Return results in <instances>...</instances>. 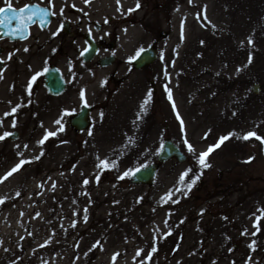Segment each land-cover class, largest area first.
<instances>
[{
  "label": "rangeland",
  "instance_id": "obj_1",
  "mask_svg": "<svg viewBox=\"0 0 264 264\" xmlns=\"http://www.w3.org/2000/svg\"><path fill=\"white\" fill-rule=\"evenodd\" d=\"M145 3L124 49L156 44L158 59L124 84L108 141L68 142L29 97L18 94L15 113L0 105V135L20 133L0 140V175L27 161L0 181V264H264V199L247 195L264 186V141L239 138L264 136V0H175L171 15ZM48 130L57 135L38 144ZM165 139L189 162L165 164L152 187L120 178L155 162Z\"/></svg>",
  "mask_w": 264,
  "mask_h": 264
},
{
  "label": "flooded vegetation",
  "instance_id": "obj_2",
  "mask_svg": "<svg viewBox=\"0 0 264 264\" xmlns=\"http://www.w3.org/2000/svg\"><path fill=\"white\" fill-rule=\"evenodd\" d=\"M150 1L163 13L171 15L174 9L175 0ZM12 3L17 9L28 3H39L51 9L48 0H12ZM136 3L137 0H120L119 4L117 0H89L87 4L84 0H54L56 15L49 16L50 23L44 27L39 22L30 25V31L23 38H12L7 34L8 28L0 26V57H3L0 60V105L12 109L18 94L26 96L31 106L45 112L50 128L59 127L58 133L61 128L64 130V139L68 136L69 141L75 143H90L100 136L108 141L113 125L121 119L114 115L113 104L120 102L124 84L138 72L124 49L127 40L133 37L130 31L145 26L144 16L138 20L145 0H139V8ZM4 6L6 0H0V7ZM162 22L169 27L171 17ZM16 23V20L11 21L13 29ZM86 48L88 51L84 52ZM44 68L49 72L43 73ZM36 73L41 75L32 81ZM30 83L31 93L28 91ZM65 109L75 111L65 113ZM57 120H61V124H57ZM73 120L76 126L71 123ZM77 127L87 128L80 132ZM256 187L253 191L249 189L248 197L264 199V186ZM257 205L264 208V202L258 200ZM260 216L264 218L261 211Z\"/></svg>",
  "mask_w": 264,
  "mask_h": 264
},
{
  "label": "snow or ice",
  "instance_id": "obj_3",
  "mask_svg": "<svg viewBox=\"0 0 264 264\" xmlns=\"http://www.w3.org/2000/svg\"><path fill=\"white\" fill-rule=\"evenodd\" d=\"M84 2L87 4L89 3V0H84ZM49 5H51V9L47 6H41L39 3H28L25 4L23 7L17 9L13 6L12 0H6V6L4 7H0V26H6L8 28V35H10L12 38L15 37H21L23 38L29 31H30V25L35 24L37 22H39L41 27H44L45 24L50 23V20L48 19L50 15H56L55 11H54V0H48ZM117 3H120V0H117ZM73 7H76L75 4L72 5ZM140 4H139V0H137L136 3V8H139ZM122 7H121V11H122ZM133 9H129V11H132ZM61 14H63V8H61ZM12 20H16L17 23L14 26L11 24ZM60 28H63V24L61 23ZM91 31V29L89 30ZM58 33H53V35H56ZM249 42L252 43V38L249 37ZM91 47V45H89V48ZM88 48L84 49V52H87ZM145 50L143 48H140L137 53L136 56L130 57L129 60H135L137 57H139L141 55V53H143ZM82 55L84 54L83 52L81 53ZM11 58V54H9V59ZM3 57H0V60H2ZM251 62V59L249 60V63ZM242 70V69H241ZM49 69L48 68H44L43 69V73H48ZM2 75V74H0ZM41 75V73H36L31 79L32 81H35L37 76ZM165 87L167 88V85H165ZM32 90V85L31 83L28 85V91L29 93H31ZM169 91V99H171V90L168 89ZM83 95V93H82ZM151 99V91H149V93L147 94V97L144 100V105H147L148 101ZM85 103H87V101L85 100ZM173 106L175 107V105L173 104ZM146 110V109H145ZM17 111V109L14 107L11 109L12 113H15ZM65 113H70L75 111L74 109H65L64 110ZM178 114V113H177ZM5 115H8V113H6ZM57 124H61V120H57L56 121ZM181 124H183V121L181 120ZM3 125V119L0 118V126ZM13 127H15V121H13ZM62 130V128H61ZM14 135V133L12 132H8L5 131L3 132L2 135H0V140L5 139V137L8 136H12ZM57 133L53 132L52 130H48L46 132V134L44 135V137L38 141V144L43 145L45 143V141L48 140L49 137H53L56 136ZM231 135H233L232 133L229 134V136H222L220 137V140L218 143L210 145L209 148L200 153L197 156V161L198 164L204 168L210 167V164L207 162V157L209 156V154L215 149L220 147V145L226 140L228 139ZM252 137H256L257 139H260L261 141H264V136H261L258 132L256 131H249L247 133H244L242 136H239V138L242 139H249ZM25 147H27V145H25ZM187 149L189 152H195V148L191 143H187ZM161 150H163V146H161ZM22 155V154H21ZM37 159L39 157H36ZM249 159H252L251 157ZM26 160H21L18 164H16L8 173H6L5 177L0 178V180L7 178V176H10L12 173H14L15 171H17L24 163H26ZM100 164L104 165L105 167H115V162H113L111 165L109 164V162L107 161V159L101 160ZM147 165L144 164H138L136 167H130L127 170H125L122 175H121V179H124L126 177H134L137 173H139L141 171V169L146 168ZM191 171V169H187L185 170L184 173L181 174V176L179 177V184L181 186H184L185 183V177L188 176V173ZM97 179H99L97 177ZM199 179V176H195L194 178L191 179V182L187 184V187L190 188L192 186V184H194L196 182V180ZM85 183H88L87 180L84 181ZM168 196H171L172 193H168L166 194ZM5 198H0V203H3ZM261 213L264 214V208L260 209ZM85 220H87V215H85L84 217ZM259 220V217H258ZM259 230V229H258ZM253 245H255V241L252 242ZM139 251H143L142 249ZM116 255H119L118 253ZM148 259L150 260L151 257H148Z\"/></svg>",
  "mask_w": 264,
  "mask_h": 264
},
{
  "label": "water",
  "instance_id": "obj_4",
  "mask_svg": "<svg viewBox=\"0 0 264 264\" xmlns=\"http://www.w3.org/2000/svg\"><path fill=\"white\" fill-rule=\"evenodd\" d=\"M156 52L153 48H149L144 51L139 58L133 63V66L137 69H142L153 64L156 60ZM254 92L258 94L257 87L254 88ZM12 140L16 137L11 136ZM176 158L179 162H185L186 157L181 153V151L176 147V145L171 141H166L163 145V150L160 153L158 161L160 163H165L168 160ZM159 167L157 164H152L144 169H141L134 177H131V183L134 185H153L155 177Z\"/></svg>",
  "mask_w": 264,
  "mask_h": 264
},
{
  "label": "bare ground",
  "instance_id": "obj_5",
  "mask_svg": "<svg viewBox=\"0 0 264 264\" xmlns=\"http://www.w3.org/2000/svg\"><path fill=\"white\" fill-rule=\"evenodd\" d=\"M202 2H210L211 0H201ZM212 6V5H211ZM187 23L188 24H191V22H190V20H189V18H188V21H187ZM132 43H134V42H132ZM131 46H135L134 44H132ZM5 164V162L4 161H2V162H0V166H3ZM10 170H7L6 169V171L4 172V174H2V175H0V178H3V177H5V175H6V173H8ZM16 172V171H15ZM15 172L14 173H12L10 176H12L13 174H15ZM10 176H7V178H9ZM7 178H5V179H7ZM2 180H4V179H2ZM1 181V180H0Z\"/></svg>",
  "mask_w": 264,
  "mask_h": 264
}]
</instances>
